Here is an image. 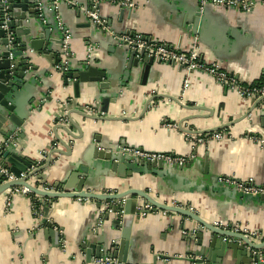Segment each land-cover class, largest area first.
Here are the masks:
<instances>
[{"label": "crops", "instance_id": "1", "mask_svg": "<svg viewBox=\"0 0 264 264\" xmlns=\"http://www.w3.org/2000/svg\"><path fill=\"white\" fill-rule=\"evenodd\" d=\"M77 1L87 3V0ZM138 1L142 7L133 9L121 19L117 16L113 18V25L117 29H134L160 40L181 43L185 48L191 47L194 39L189 38L188 31L197 25L194 10L199 6V0ZM176 1L177 7L172 3ZM259 1L263 5H258L252 12L208 7L206 15L200 16L207 19L204 22L206 26L201 29L200 46L204 58L221 64L246 84L261 83L264 77V0ZM76 7L64 5L62 14L74 29L72 46L77 61L86 56V39L90 32L88 28L80 26L86 19L83 14L77 15ZM118 11V7L108 3L102 5L100 14L108 19ZM200 27L198 25L196 29ZM96 37L104 39L101 32ZM104 41L106 44L103 42L102 46L109 47L108 39ZM97 55L111 70H120V63L113 53L103 50ZM42 66H48L47 62ZM54 79L60 82L58 75ZM186 79L190 84L185 89ZM124 89L123 95L110 104L108 115L125 116V119L93 120L77 112L72 114L74 121L82 128V139L75 140L72 155L53 156L56 159L54 164L41 172L48 177V181H63L67 164L73 159H92L95 151L93 137L101 138V143L108 147L123 142L154 152H172L183 156L195 154L183 168L164 165L160 170L161 175L146 172L121 177L111 170L99 169L87 185L90 189L99 187L101 191L104 187L106 192L130 188L146 190L159 201L177 199L194 206L197 213L210 223L216 219L239 222L251 229L264 231V199L244 196L218 185V177L221 176L238 179L253 177L264 183V146L245 138L248 133L264 135V102L246 117V112L252 106L251 100L244 101L237 91L220 86L209 75L200 71L187 73L168 63H155L145 80L142 75L137 76ZM29 90L34 92L33 87ZM55 92L52 93L53 100L41 110L34 111L26 121L24 137H18V148L26 158H45V163L47 155L43 157V153H48L55 143H58L57 148L67 152L56 140L52 126L55 119L64 117L66 112L58 104L67 100L74 89L68 87L60 92L56 89ZM99 93L97 83H82L80 97L74 96L69 108L83 111L84 105L98 100ZM151 94L154 97L144 112ZM27 113L25 106L24 115ZM179 122H182L184 131L166 126ZM218 127L221 128L219 131L226 133L221 142L194 148L187 139V133H200L194 131ZM70 128L73 133H79L76 126L71 125ZM58 134L67 142L73 140L62 129ZM30 181L35 183L36 178ZM6 194L0 195V264L85 263L79 244L84 231L98 216L99 211H96L94 204L78 199L56 200L53 218L64 229L67 241V250L62 251L52 246V237L49 232L45 233L44 227L38 229L39 219L34 214L28 195H14L11 197V207L7 208ZM112 220L113 216L106 219L104 229L96 238L105 241L108 246L121 239V230L112 225ZM126 225L131 238L126 258L129 264H191L186 259H156L155 254H188L201 249L190 243L184 232L190 229L200 231L202 227L177 213H156L144 218L128 216ZM209 237V231H204L206 242ZM232 253V250L227 252L223 264H238V260L244 258L241 254L233 258Z\"/></svg>", "mask_w": 264, "mask_h": 264}, {"label": "water", "instance_id": "2", "mask_svg": "<svg viewBox=\"0 0 264 264\" xmlns=\"http://www.w3.org/2000/svg\"><path fill=\"white\" fill-rule=\"evenodd\" d=\"M68 0H0V137H3L4 144L8 139L16 135L17 145L10 143L8 147L2 146L0 149V164L7 166L17 176V180L10 181L0 185V195L6 194L8 190L14 187H25L34 195L40 197V202L44 206V218L40 222L44 225L45 233L52 237V246L59 247V233L54 228V223L49 219L56 203L59 199H78L83 201H92L99 211L105 204L111 202L113 212L124 211L120 216L113 217L112 225L121 230V239L115 240L108 246L105 241L97 240L102 230L92 229L95 226L97 218L93 224L84 231L80 241L81 254L84 256V262L90 263L93 257H100L110 254L119 258L120 261H126L127 251L130 247V233L127 230L126 218L128 216L137 215L139 204L138 199H143L154 207L180 214L194 223H198L202 229L197 231L196 235H186L185 238L190 241L197 249L194 254L201 256L207 264H223L227 252L232 250V257H238L239 254L244 258L238 260V264H261V255L264 250L263 242H253L246 235L235 232L232 230H224L214 226L207 221L199 213L191 211L185 207L166 204L157 200L148 191L130 188L125 191L119 192H105L104 187L102 191L98 188H89L87 183L89 180L98 173L99 169L111 170L119 174L121 177H132L134 174H143L146 172L156 173L161 175L160 170L164 168V162H149L141 161L124 154V148L130 147L123 142L118 143L115 147H108L103 145L101 138L93 137L92 146H94V156L87 159L76 158L68 162V169L65 170V179L63 181H56L50 183L48 177L44 173L46 169L54 164V155H72V146L76 145L75 140L82 139V128L76 123L72 114L77 112L87 119L93 120H111V119H125L127 117H118L116 115H108L110 112V104L117 101L118 97L122 96L125 87L133 78L142 75L144 80L151 71L152 66L156 62L154 58L143 55V58L137 57V51L131 49L118 40V36L124 33L140 32L134 29H117L113 25V18L121 19L126 13H131L133 9L121 8L115 4L112 6L118 7L119 11L116 15H112L107 20L105 26L110 27V30L103 29L101 25L93 23L86 15L85 11L89 8L88 2L83 4L77 0H72L73 3L69 4ZM138 1V0H136ZM169 1V0H167ZM140 7H142V3ZM177 7V1L172 2ZM108 4V3H106ZM67 5L71 7L78 6L77 15H84L85 22L80 26L89 29V35L86 39V56L83 59L75 60L76 54L73 51L72 43L74 41V29L70 26L63 17L62 6ZM103 5V4H102ZM100 6V10L101 7ZM84 6V10L81 8ZM208 5L201 9L197 6L194 10L197 25L195 28L188 31L189 38H193L194 42L199 44L202 42V31L207 21L205 17ZM233 10V9H230ZM228 11V10H227ZM60 24L64 27L62 29ZM201 25L200 29H196ZM101 32L104 36L103 40L98 39L96 35ZM70 35L67 42L70 46V53L67 55L63 50L65 34ZM146 34V33H143ZM149 35V34H146ZM152 36V35H149ZM153 38L160 40L154 36ZM196 38V39H195ZM108 39L109 47L102 46V43ZM169 42V41H167ZM172 43V42H169ZM182 45L181 43H174ZM109 51L115 55L119 64V71L111 70V67L104 64L97 55L101 51ZM47 62L48 66H42ZM161 63V62H160ZM170 64V63H168ZM173 66H178L171 63ZM181 69L184 67L178 66ZM186 71V70H185ZM118 74V75H117ZM58 75L59 79H54ZM132 76V77H131ZM93 82L97 83L100 90L97 103L101 106L102 111L105 113L103 116L91 115L80 109L63 107L65 109V120L55 119L53 122L52 130L56 140L62 144L66 151L60 148H53L47 153V160L43 165H37L38 160L26 158L22 156L18 148V137L23 138L26 121L31 118L34 111L41 110L49 101L53 100L52 93L55 90L68 89L72 87L74 92L71 96L75 98L80 97V86L82 83ZM33 87L34 92L29 88ZM60 88V89H59ZM70 94V93H69ZM69 96V97H71ZM68 97V98H69ZM151 96L147 101L144 112L147 110ZM172 99L175 97H171ZM173 99V100H174ZM177 100V99H175ZM66 101V100H65ZM62 101V102H65ZM95 101V102H97ZM61 102V103H62ZM93 102V103H95ZM262 102L264 98L252 99L251 108L246 112V117L252 113ZM27 106L28 113L24 115V107ZM184 106V105H183ZM68 109V110H67ZM263 110V109H262ZM264 111H262L263 114ZM71 125L79 129V133H73L70 128ZM180 130H183L182 122L178 123ZM62 129L67 132L73 139L67 142L62 139L58 131ZM221 129H204L202 131L194 132H213ZM184 131V130H183ZM190 166V165H188ZM174 168H183L177 166H170ZM100 173V172H99ZM25 174V177H22ZM102 174V173H100ZM36 178L35 183L30 180ZM219 179V177H218ZM40 184V185H37ZM219 185V184H218ZM42 186V187H41ZM43 186L52 187L50 190H45ZM218 189V187H216ZM228 188V187H227ZM223 189V188H222ZM221 189V190H222ZM226 189V188H225ZM230 189V188H229ZM233 191L237 193L234 188ZM264 199V196H261ZM87 203V202H86ZM112 214L106 213V219H110ZM105 227V226H104ZM190 229V233H194ZM204 231H209V241H205ZM227 238V240H224ZM107 245V246H106ZM208 250V251H207ZM81 255V256H82Z\"/></svg>", "mask_w": 264, "mask_h": 264}, {"label": "built area", "instance_id": "3", "mask_svg": "<svg viewBox=\"0 0 264 264\" xmlns=\"http://www.w3.org/2000/svg\"><path fill=\"white\" fill-rule=\"evenodd\" d=\"M69 4L73 3L72 0L67 1ZM89 3V9L85 11L86 15L90 18L93 23L101 25L103 29L110 30V27H106L105 19H102L100 14V6L102 4H115L120 6L121 8H130V9H138L140 8V3L136 0H87ZM263 3L259 0H199V6L201 9L204 7L211 5L213 7H223L224 9H237L243 10L245 12H252L258 5ZM84 10V6L81 7ZM60 27L64 29V27L60 24ZM119 42L124 44L125 46L134 49L137 51V57L143 58V55H147L148 57L154 58L156 62L161 63H173L178 66L184 67L187 73H191L193 71H200L210 77L214 78L215 81L223 87L229 88L231 90H235L239 93L241 98L244 101L252 99H261L264 98V77L261 83L257 84H246L242 82V80L232 73L230 70L224 68L221 64L217 62H209L207 61L203 54L200 44L196 41L194 42L191 47L185 48L182 45L169 43L167 41H159L152 36L140 33V32H133V33H124L119 35L118 37ZM70 39V35L68 33L65 34L64 37V47L63 50L68 55L70 53V46L68 45V41ZM189 80L186 79L184 83V88L186 89L189 87ZM153 96V94H151ZM74 102V97H69L65 102H62L61 105L65 108L67 105H71ZM83 111L87 112L91 115L95 116H103L105 113L102 111L101 106L97 103H89L84 105ZM64 117L62 120H65ZM167 127L172 128L173 130L180 129L178 123L175 124H166ZM226 133L221 132L219 130L213 132H206V133H187V139L189 143L194 147L203 146L208 147L209 144L212 142H221L225 139ZM245 138H248L260 146H264V135H258L255 133H248L245 135ZM12 143L15 146L17 145L16 142V135L11 136L7 142L0 145V149L2 146L8 147V145ZM58 143H55L52 147L57 148ZM125 155H129L132 158H136L137 160L141 161H149V162H164L170 166H177L183 167L188 164V160L194 158L195 154L190 156H183L178 155L175 153H166V152H154L143 149L141 147L130 146L123 149ZM43 157L47 155L46 152L43 153ZM43 160L45 158L38 160L37 165H43ZM22 177H25V174H22ZM17 176L10 170L9 167L0 164V185L17 180ZM218 184L220 187L223 188H234L238 193L244 196H253V197H261L264 196V183H260L256 181L255 178L250 177L247 179H238L232 176H221L218 179ZM40 185V184H37ZM42 187V186H41ZM45 190H50L52 187L43 186ZM106 192V191H105ZM109 192V191H108ZM119 192V191H116ZM7 198L5 200V204L7 208L11 207V197L16 194H24L28 195V197L32 200V208L34 210V214L39 219L38 229L44 227L41 225L40 222L44 218V206L36 207L33 200L36 199L40 202V197L31 193L25 187H14L11 188L6 192ZM114 193V192H113ZM151 194V193H150ZM135 200L139 201L137 206L138 214L140 217H146L156 213H163L165 215H172L174 213L164 211L154 207L149 202L138 199L137 197ZM87 203L94 204L92 201L86 200ZM164 202L166 204L175 205L179 207H185L190 209L191 211L197 212L194 206L190 204L184 203L177 199H165ZM41 203V202H40ZM42 204V203H41ZM53 211L54 207L50 216V221L54 223V228L59 233V242L60 246L57 247L62 251L67 250V241L64 233V229L56 223L53 218ZM124 211L121 212H113V208L111 206V202L105 204L104 207L100 210V214L96 221L93 231L95 230H102L106 224L104 215L106 213L112 214L113 217L116 215L120 216ZM212 224L218 228L224 230H232L235 232H240L247 237H249L253 242L259 243L264 241V231L251 229L246 225H242L239 222H230V221H222V220H214ZM197 229H195L194 233H190V231H185L184 234L192 235L193 237L196 235ZM227 240V238H224ZM156 259H186L190 261L191 264H207L201 256H197L194 253L188 254H169L163 252H157L155 254ZM261 264H264V250L262 251L261 255ZM84 264H129L127 261H120L119 258L112 256L110 254H106L100 257H93L90 263L85 262Z\"/></svg>", "mask_w": 264, "mask_h": 264}, {"label": "trees", "instance_id": "4", "mask_svg": "<svg viewBox=\"0 0 264 264\" xmlns=\"http://www.w3.org/2000/svg\"><path fill=\"white\" fill-rule=\"evenodd\" d=\"M33 203H35L36 207L42 206V204L36 199L33 200Z\"/></svg>", "mask_w": 264, "mask_h": 264}]
</instances>
